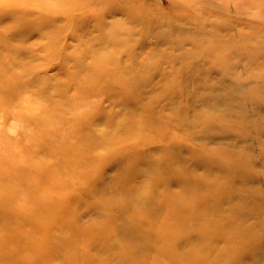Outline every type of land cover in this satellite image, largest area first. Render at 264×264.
<instances>
[{
  "label": "rangeland",
  "instance_id": "obj_1",
  "mask_svg": "<svg viewBox=\"0 0 264 264\" xmlns=\"http://www.w3.org/2000/svg\"><path fill=\"white\" fill-rule=\"evenodd\" d=\"M118 7L123 16L108 14ZM149 18L160 35L142 32ZM98 54L112 55L116 67L103 68ZM118 70L158 74L171 111L158 119L150 108L159 103L128 101L108 80L123 79ZM203 129L215 144L184 139ZM224 141L234 158L221 153ZM186 144L218 168L219 188L245 201L226 230L241 215L252 235L220 240L213 227L220 242L204 240L207 257L239 247L218 264H264V0H0V193L31 214L0 218V264H119L128 254L123 238L140 236L134 215L143 217L124 186L140 172L148 191L159 188L151 156L170 160L178 152L168 148ZM214 201L211 208L222 202ZM172 213L168 226L159 213L147 220L168 227L170 243L172 230L189 226ZM181 243L157 260L177 264Z\"/></svg>",
  "mask_w": 264,
  "mask_h": 264
},
{
  "label": "bare ground",
  "instance_id": "obj_2",
  "mask_svg": "<svg viewBox=\"0 0 264 264\" xmlns=\"http://www.w3.org/2000/svg\"><path fill=\"white\" fill-rule=\"evenodd\" d=\"M122 11L123 10L120 7L110 8V10H108V14L113 17L118 14H121L123 16L125 11L124 12ZM136 19H138V17L135 19L132 18L131 22L138 23L139 19L138 20ZM151 20L152 19L149 18V20H146V22H144L145 24H148V25L144 27L145 29L142 30V32L147 31L148 33V32L153 31V29H154V32H157L155 28L150 27L152 24ZM142 22L143 21H141V23ZM124 29H127V28H124ZM157 34L160 35L161 32L158 31ZM109 37H114V35L112 34L111 36L109 34L108 38ZM128 47L130 48V46ZM177 51H180V50H177ZM95 60L98 63H100V65L103 68L107 69V67L108 68L116 67L114 63V57H112V55L110 56L108 55L107 57H104V56H101V54H98L96 55ZM163 62H162V66L163 65L165 66L167 63L165 61ZM165 69L166 67H164V71ZM116 73L119 76H122L123 79L121 78L120 80H116L114 78L108 77L109 83L112 87L116 86V88H118L122 93H126L128 95V99H127L128 101L129 100L132 101L131 100V97H132V98L137 99L138 103L139 102L144 103L145 101L147 102L149 101L148 99H150V102H152V104L159 103L160 106L155 105V107L150 108L152 113L156 112V115H157L156 117H158V119L159 118L162 119L161 116L164 115L165 112L171 111L167 103L162 104L163 101H161V97L165 93H163V91H161V89L158 88L159 80L158 82L156 81L160 77L158 74L150 75L151 74L150 72L149 73L146 72L147 73L146 74L143 71V74L140 72L138 76L132 75L130 77L126 75L125 73H123V70H118ZM126 73L131 74V72L129 71H126ZM98 75L100 76V73ZM124 77L127 79L125 80ZM124 82L126 83V87L121 86L122 83L124 84ZM192 92H194V90L191 88L190 94H193ZM167 117L166 119H173L174 123L179 122L178 117H176V115L174 116L171 115ZM133 120H137V117L134 118ZM156 121L158 122V120ZM196 123L203 124L204 115L201 116L200 118H197ZM181 124H182V128L185 129L184 126L186 127L191 126L192 120L190 119V117L189 118L187 117L184 120V122L181 121ZM179 125H180V122H179ZM153 126H156V125H153ZM184 136H185L184 137L185 140L190 138L194 142L200 143L201 147L203 148H204V145L210 146L212 144H215L216 141L218 140V138L215 139V137H212V135H210L208 132L205 134L204 129L201 131H198L195 134L193 133L191 135L186 133ZM220 144L223 145L222 147H224L221 153L228 154V155L230 154L231 155L230 158H234L232 156H236L235 154L237 153H232L229 151L230 149L229 147L231 145L228 143V141L221 142ZM171 148L172 149L168 148V151L170 153L172 154H175L177 152L178 153L176 157L170 160L163 159V158L158 160L159 158L156 152L153 153V155L151 156L152 157L151 159H153L152 163H154L152 164V167L154 168L152 175L155 177V183H157L159 188L152 189V191L150 190L148 191L147 185L145 182V177L140 172H136L132 174L134 181L131 183L130 186L129 185L124 186V190L133 191L131 194H128V195L133 194L132 198H130L131 200L133 199L131 201V204L133 205L132 207H135V208L131 207L133 213L136 214L137 212L141 211L143 214V217L134 215L136 222L133 221L134 226L131 229L134 231L135 230L140 231L139 233L140 236H135V237L129 236L128 237L125 235L126 237L123 239H125V241L128 242L126 246L128 254L124 256V258L121 257L120 259H118L119 264H124V262H127L128 260H132L134 264L135 262L139 264V263L145 262L146 260L150 258H153L152 260H156L159 262L160 260H157V258L160 257L161 255L169 256L170 254H172V252L170 251V244H173L175 242L176 243L182 242L181 245L177 248L178 251L181 252L180 254L178 253V256L179 255H182V256L176 257L177 259L173 258V261H177L176 262L177 264H204V261L206 262L205 264H218L220 262H225L224 261L225 257L226 258L229 257L231 260H234L237 256L236 255L234 257L232 256L236 252H238L239 247H235L236 250L233 252V255L229 256L228 248L230 247H228L226 248V250L221 251L220 258L211 259L212 255L210 257H207L208 252L210 251L208 252L204 251V244H206L204 240L208 238H212L213 239L212 244L217 243L218 245L220 241L218 242V240H215V237H212L213 227H215L216 229H219L218 230L219 232L216 233L217 234L216 236L221 234L220 240L222 238L224 239L230 233L241 236L246 239L252 236L250 233V229L246 225L248 221L247 220L248 218L246 216H241V215L239 216V220H238L239 226L238 225L235 226L234 227L235 229L233 230L231 229L230 231H227L225 227L226 225H228L227 224L228 222H232L231 218L237 216L236 212H238V210L243 205H245V201L242 202V199L238 200L237 197L235 198V196H239L238 194H232V195L228 194L226 192L227 190L225 189V186H224V189L226 191H224V189L221 187L219 188V186H221L220 181H218L219 179H221L219 177L220 171L218 170V168L211 169L210 168L211 166L204 164V153L202 154L201 151H198L187 144L184 146L181 145L179 150H177L176 146H173ZM136 177L138 179H135ZM166 178H168V180L164 182ZM7 193H10V192L7 191ZM7 193H2V194L0 193V208L9 207V197L11 195ZM232 198H235V200L231 201ZM213 200H215L214 202L222 200V202H217L213 206V208H211L210 203ZM239 202L241 204H239ZM9 208H10V211L12 212L10 213L5 212V211L0 212L1 219H6L10 221L15 218L21 219V217L24 219L25 217L26 219H29V217L31 216V214L27 213V210L23 208L11 207V206ZM171 211L173 212L172 216L174 217L177 216L178 218H181L182 221L184 222L187 221L189 223L188 227L182 226L180 228H177L176 231L172 230V233H173L172 237H174V239L177 238L176 241L173 243L169 242L170 238L167 239L168 241L165 240L164 238L165 234L167 237V235L171 233L168 227L166 228L161 227L159 229L158 224L147 222V220H151L154 218V216L152 215L157 216L155 218L158 219L159 218L158 213H159L163 215L162 220L164 224L168 226V224L171 223V219H172ZM210 211H216V212H210ZM209 212L211 213L210 216H209ZM142 232L145 233V235H142ZM179 237L180 238L183 237L182 239H185V240L181 241ZM146 239L150 241L149 247L148 245L144 246ZM231 239L233 240V238ZM151 242L153 243V245L151 244ZM259 257H257V259H259ZM263 258H264V250L262 251V255L260 259H263ZM158 262H153V264H161V262L159 263ZM166 263L172 264L171 260H167Z\"/></svg>",
  "mask_w": 264,
  "mask_h": 264
}]
</instances>
